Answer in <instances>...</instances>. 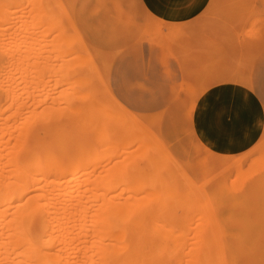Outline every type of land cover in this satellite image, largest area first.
<instances>
[{"label": "rangeland", "instance_id": "obj_1", "mask_svg": "<svg viewBox=\"0 0 264 264\" xmlns=\"http://www.w3.org/2000/svg\"><path fill=\"white\" fill-rule=\"evenodd\" d=\"M35 1L0 0V118L7 121L0 127L8 126L1 128L6 133L0 130V135L6 137L0 138L6 141L1 140L0 144L9 145L4 144L6 148L0 146L7 149V155H3L6 151L2 153L0 149V157L11 156L12 134L22 132L20 128L25 127V132L33 127L37 130L45 127V131L53 132V180H56V165L61 166L60 169H70L84 163L85 176L81 183L85 180H88L86 183L92 182L95 178L96 182L92 183L99 182L98 186L89 183L87 187L91 188L90 193L98 192L92 193L97 198L89 196L95 199V203L89 199V204H93L85 208L87 215L94 206L99 210L94 209L92 214L95 216V212H100L106 202L99 204V195L104 192L107 193L102 199L108 196L113 198L112 201H118L116 203L125 204L133 199L149 198L151 190L149 195L146 193L136 198V194L143 195L148 188L156 192L163 189V195H156H162L163 204H169L163 206L161 201L160 205L156 199L154 210L151 204L157 196L153 197L148 211H155L156 216L146 212L147 216L151 214L159 219L160 223L155 222L160 226L164 221L166 227L170 226L168 229L176 234L187 224L188 234L192 233L190 226L203 227V232H199L202 238L201 235H192V241L201 238L208 244H203L200 239L201 243L197 245L201 252L207 245V256L203 251L201 259L209 257L212 262L205 258L208 264L218 261L223 264H264V127L257 111L259 105V111L264 112V100H261L264 91V0H189L182 12L171 19L161 17L159 23L145 15L150 10L144 0H46L47 3L39 7ZM221 80L231 82L233 90L228 93L229 102L243 96L247 103V108L237 113L238 118L245 121L256 119L251 133L242 140L225 144L218 139H209L205 143L201 137L206 136L207 116L203 108L198 111L199 101ZM23 118L29 121L27 127L23 126ZM4 163L0 170L6 171L11 166L6 161ZM117 165L121 170L124 168L120 173L122 178ZM179 167L182 170L176 169ZM111 175L122 179L124 184L125 181L131 184L132 177L133 183L137 184L132 183V187L138 186L139 182L145 185L140 186L141 189L137 187L140 193L134 194L135 190L132 192L130 186L125 192L124 184L119 183V179L110 180ZM104 178L110 180V184ZM189 181L204 193L196 190ZM102 182L108 184L101 189L104 191L99 187ZM119 187L123 195L117 196L121 191ZM113 192L114 197L110 196ZM81 193H77L79 200L84 198ZM199 193L208 201L203 204L204 208L201 205L204 213L201 209L199 213L207 215L206 209L212 211L209 217L214 218L218 235H215L216 231L210 235L216 227L213 220L208 227V216L203 222V218L196 219L199 225L193 220L197 218L199 208L193 201L197 198L198 201L205 200L201 195L199 197ZM180 194L182 204L177 198ZM130 195L133 198H128ZM152 195H155L153 191ZM173 197L178 202L175 199L171 202ZM77 199L71 203L76 209V214L72 209L74 216L78 215L76 204H81L76 202ZM188 200L198 208L192 207ZM109 205L108 210L112 203ZM106 210L104 217L110 226L127 231L131 218L139 216L145 209L134 210L135 215L122 211L125 212L122 216L117 211L118 218ZM87 221L82 220L86 227ZM166 227L163 226L168 230ZM183 231V238L178 236L182 256L178 255L177 260L188 259L183 253L187 251L189 254L192 248L190 252L193 254L197 248L190 234H186L185 229ZM185 234L191 237L190 240ZM211 236L214 240L219 239L218 244ZM195 237L199 238L195 240ZM211 240L216 246H212ZM184 242L185 251L181 247ZM186 242H192L196 247L188 249L190 245ZM217 246L220 251L215 249ZM214 249L220 252V257L215 256L217 251ZM197 253L193 256L198 257L200 251ZM193 256H188L187 263L194 259ZM198 258L200 261V256ZM177 260L171 264H176Z\"/></svg>", "mask_w": 264, "mask_h": 264}, {"label": "bare ground", "instance_id": "obj_2", "mask_svg": "<svg viewBox=\"0 0 264 264\" xmlns=\"http://www.w3.org/2000/svg\"><path fill=\"white\" fill-rule=\"evenodd\" d=\"M45 2H46V0H42V1L36 0L34 2V4L37 7H39V6H41V4H44ZM14 114L12 113V115H14ZM45 117L47 118V116H45ZM45 117H44V119H46ZM24 118H26V117H24ZM28 118H29V121L31 122V120H30L31 118L30 117H28ZM1 120H3V119L0 118V126H1V123L3 122ZM7 120H8V118H7ZM24 121H25V119L22 122H24ZM27 121H28V119H26L23 126L24 125L26 126V124H29V121H28V123H27ZM5 122H7V121H4L3 123H5ZM10 122L8 123V125L11 124ZM17 125L18 124H16V126ZM19 125L21 126L20 123H19ZM7 127L8 126L0 127V130H1V128H7ZM15 127H14V129H15ZM17 128L19 129V127H16V129ZM24 128H20V129H22V132L19 130V134H18V132H16V134L15 133L12 134L11 132L13 131L12 130L13 127H11L12 131L10 130V133L12 134V138H13V139L12 138L11 139L14 142L11 140L13 142V145H11L12 154H11V156H9V158L8 157L6 158V156H3V155H7V151H6L7 149L3 150V148L5 147L4 146L5 143L2 142V144H0V146H4V147H0V149L2 150V153L4 151H6V153L4 152L5 154L3 153V155H2L3 159L0 157V165L5 164L4 161H6L8 164L9 163L11 164V165L9 164V166H11V167L6 168V171L4 169H3L4 171L0 170V264H171L175 260H177L176 258L178 257V255L182 256V254L180 253V250H182V249L180 248V243H179L181 241H179V240L183 238V237H181L182 236L181 234H183L184 229H185V232H186V228L188 230L189 224L186 225L188 227L184 226V228L181 227V224H180V227L183 229L180 228L181 230L180 231L178 230L177 234H176L175 231L168 229V228L171 229L170 226L166 227L164 221H163L164 225H162V226L158 225L160 223L159 219H156L155 217H154L155 218L154 219L152 216V215H155V213H154L155 211L153 213L148 211V208H150L151 199L153 197L157 196L156 193L162 194L161 191L163 189L161 190L159 188V190H161V191L157 190L158 192H156V190H152V189L148 188V189H146L147 191L145 190L146 192L143 191L144 193L142 195L140 193L141 192L140 186L143 187V185H145V184L142 185L143 182L141 183V185H140V182L138 183V186L140 187V189L137 188L138 186H136V187L133 186L134 187V189H133L131 184L133 183L134 179L132 180V177L130 179V181H132L131 184L127 181H125V184H124L123 183L124 181L123 182L121 181L122 179L120 180V178H116V179L120 180V181L117 180L119 183H121V184L123 183L124 185H126V186L123 185V187H125V189H124L125 192L127 190L126 187L130 186V187H132V192L135 190L133 192L134 194L140 193L139 195L136 194L137 195L136 198L138 196L139 197L145 196L146 193H147V195H149L150 190H151L150 196H152V197H150V196H149V198L146 197L147 199L145 197H141V198H145V199L137 198V199H133L130 203L124 204L121 202L116 203L118 201L114 202V200L112 201L113 198L109 199L108 196L106 197L108 199V201L106 198H105V200H106L105 201L104 198L102 199V195L104 193H107V192H104V193L102 192L103 194H101V196L99 195V198H101V203H99V204L103 205L106 202L105 203L106 206L105 205L101 206L100 212H95V216H94V214H92V212L95 211L94 209H96V211H98L99 207L94 206L95 208L94 207L91 208V210H92L91 214L89 212V214L87 215L86 211H84V210H86L88 207H90L93 204V202H91L89 204V202H90L89 199H91L89 196H91L92 193L95 192V191H93L94 186L92 187V189H93L92 190L93 192L91 191L92 193L89 192V190L91 188L88 189L87 187L90 186L89 183L90 184L92 182L95 183L96 178L94 179V181L92 180V182H89V183H86L88 180L87 181L85 180L84 182L87 185L83 184L84 183L83 181L81 183V179L83 180V177L85 176L84 175L85 166L83 163V165H75V166L71 167L70 169H64V168L60 169L61 166H58L59 167L58 168L56 165L57 169H55V174H54L55 175L54 177L56 178V180H53V132L51 133V132L45 131V129H44L45 127L43 129H39V130H37L34 127L33 128L29 127L30 128L29 131L24 132V130H25ZM2 130L5 131V129H2ZM5 133H6V131H5ZM2 134H4V133H2ZM14 134L16 135L15 137H13ZM6 136H7V134H6ZM3 137H5V136H1L0 138H3ZM4 139H6V137ZM1 140H3V139H0V143H1ZM3 141H5V140H3ZM12 142H11V144H12ZM5 145H6V147L9 146L8 144H5ZM8 154L10 155V153H8ZM100 155H101V153H100ZM96 156H93V157H96ZM4 157L6 158V160H4ZM129 166H131V165H129ZM117 167H119V165H117ZM122 167H124V166H122ZM92 169H94V168H92ZM176 169L179 170L181 168L179 167ZM247 169L248 168H246V170ZM178 170H176V171H178ZM86 171H88V170H86ZM119 171H120L119 174L122 173L124 171V168H123V170H121V168H120ZM136 172H138V170ZM178 173H179V171H178ZM178 173L176 172V174H178ZM214 175H217V174H214ZM243 175L245 176V174H243ZM88 176L89 175H87V177ZM90 176H91V174H90ZM95 176L96 175H94L92 177H95ZM119 176L121 177L122 175L120 174ZM124 176H125V174H124ZM149 176H150V174H148V177L147 176L146 177L149 179L150 178ZM246 176H248V175H246ZM100 177H101V175H100ZM114 177H112V175H111V177H108V178H110V180H111V178L115 179ZM181 177H182V175H181ZM211 178H213V177H211ZM182 179H183V177H182ZM229 179L231 180V178H229ZM89 180L91 181V179H89ZM104 180H105V178H104ZM110 180H105V181L109 182ZM159 180H160V177H159ZM159 180L157 179V182H159L158 184L161 183L160 182L161 180L160 181ZM186 180L188 181L189 179H186ZM205 180H203V181H205ZM187 181H186V183H187ZM106 182H104V183L102 182L103 184L101 183V186H99L100 190L105 188V186L108 187V184H110V182L109 183L107 182L108 184ZM112 182H115V181L113 180ZM94 183H92V184H94ZM98 183L94 184V185L98 186L99 185ZM126 183H128V184H126ZM189 183H190V181H189ZM133 184L137 185L135 182ZM190 184H192L194 186V188L196 187L195 184H193L192 182ZM203 184H201V187ZM239 184H241V183H239ZM103 185H104V187H103ZM114 185L115 184L113 183L112 186H114ZM117 185H118V183H117ZM97 186H95V187H97ZM146 186L149 187L148 184H146ZM240 186L238 185L239 188H240ZM185 187H186V185H185ZM236 187L237 186H235V188ZM161 188H163V187H161ZM120 189H121V191H119V194L117 196H119L120 193L122 192V188L119 187L118 190H120ZM195 189L198 190L199 189L198 186ZM79 191H80V193L82 192L80 195L82 197H84L82 200H79V196H78L79 194H77V193H79ZM101 191H104V190H101ZM109 191H110V189H109ZM130 191H131V189H130ZM152 191H153V193H155L154 196L152 195ZM200 191H202V190H200ZM186 192H188V191H186ZM202 192L204 193V191H202ZM87 193L89 195H87ZM168 193L169 192L167 191V194ZM74 194H77L75 196H78L77 197L78 199L75 196H73ZM94 194H98V192L93 193V195ZM171 194H172V191H171ZM181 194H180V197H179V195L178 196L176 195L177 198H179L178 199L179 203L182 202L180 200V198L182 197ZM61 195L63 197H61ZM93 195H92V197H93ZM113 195H115V193L110 195V196H113ZM121 195H123V194L121 193ZM127 195H129V194L127 193ZM131 195L128 196V198L129 197L131 198L132 196L135 197V195H132V196ZM162 195L158 194L159 202H158V196H157V198H153L154 200L152 199L153 202H152L151 206L154 205L153 206L154 210L156 207V204H154L155 203L154 201L156 199H157V203H159V204L162 201L163 206H165V205L167 206L169 204V202H165L163 204L164 198L162 200L160 199L163 197ZM200 195H201V193H199V197H200ZM95 196L93 198H97ZM124 196H126V195H124ZM183 196H184V194H183ZM204 196L201 195V198L203 199ZM73 198L77 199V201H76L77 203H81L80 205L76 204L78 207V208L76 207L77 211H78L77 216H74V214H73V212L74 213L76 212L75 211L76 209L74 210L75 206H72V204H71L75 200V199L73 200ZM121 198H122V196H121ZM128 198H127V200H128ZM175 198L176 197H173V199H171V202ZM195 198H197V197L195 196ZM204 198H205V200H200L203 202L198 201V198L195 199L196 201L192 200L194 203L197 202V204L199 206V208L196 206L198 208V213L202 210L201 205L204 208L203 204L208 203V201H206L207 198L206 197H204ZM176 199L174 201H177ZM183 199H185V197ZM92 200L93 199H91V201ZM127 200H125V201L127 202ZM190 201L191 200H188L187 202L190 203ZM102 202H104V203H102ZM109 202H110V204L112 203V205L114 206L113 207L111 205V207H112L111 209H113L114 212L111 211V209L108 210L110 208ZM113 202L116 203V205ZM177 202H176V204H177ZM94 203H95V201H94ZM94 205H97V203ZM190 205H192V207L195 206V204L193 206L192 203H190ZM108 206H109V208H108ZM175 206L178 207V205H175ZM208 206H207V208H208ZM138 207H140V208L143 207V209H145V210L139 216L131 218V221L128 224L129 229L127 231L119 230L117 228H113L112 226H110V223H108L104 217L105 208H107V210L110 211L111 213H114V215H116L118 212H121V215L120 214L119 215L122 216V213L125 214L126 211H128L129 214H131V215H133V214L135 215L136 213L134 212V210H136V209L139 210L140 208H138ZM196 207H194V208L196 209ZM72 209L74 210L73 212H72ZM138 210L136 212H138ZM89 211H90V209H89ZM122 211H125V212H122ZM161 211H159V213ZM177 211H179V210H177ZM146 212L151 213L152 215L148 214V216H147ZM179 212L181 213V211H179ZM202 212H203V210H202ZM202 212H201V214L197 213V215H196L197 218H195L193 220H195V222L197 223L196 219H198L200 221L203 218L202 219V222H203L204 218L208 216L206 218V223H207V219L209 218L208 220L210 222H208V225H209V223L212 224L211 222L214 218H212V216H210L212 218L210 220V217H209L210 213L213 214L212 211L208 212V210L206 209L205 212H207L206 213L207 215H203ZM87 213H88V211H87ZM161 213L163 214L164 212H161ZM85 214L90 219L85 218L86 216L83 217ZM162 214H160V215L165 217ZM150 215H151V217H150L151 220L154 221L152 223L156 224L155 226L151 225L152 223L150 222L151 221L150 219H149L150 221L148 220ZM187 215H189V214L187 213ZM199 215H201L203 217L200 216V219H199ZM76 217H78V218H76ZM190 217H188V220ZM220 217L221 216H219V220H220ZM95 218H97V219L95 220ZM117 218H118V216H117ZM123 218H126V217H124V215H123ZM76 219L79 220L80 223L77 224ZM81 219L84 220V223H85V220H89L90 223L88 221H87L88 223H86L87 227L85 226L84 223H82ZM93 219L96 222L93 221ZM155 220L156 221L158 220L159 223L155 222ZM166 220H168V219H166ZM191 220H190V222H191ZM91 221L93 224L91 223ZM168 222L170 223V221H168ZM195 222H194V224H196ZM213 222H214V220H213ZM197 224L199 225V223H197ZM202 224H201V226H202ZM205 224H203V225H205ZM88 225L90 227L92 225L93 228L92 229L88 228L89 227ZM190 225H192V224L190 223ZM214 225L216 227L215 230L213 229L214 227L208 228L209 230L213 229L210 232V235H211V233H213V231L215 232L217 229L216 223ZM163 226L166 227L168 230L164 229ZM193 226H195V225H193ZM190 227L192 228V229H190L192 231V233L191 234L189 233L191 237H192V235H195V236L201 235L200 237L202 238V234H200V233L203 232V231H201V229L202 230L204 229L203 227H199L200 230L197 229L198 227L197 228H195V227L193 228L192 226H190ZM208 227H211V226L209 225ZM88 229H90V231H88ZM196 229L198 230V232H197L198 234H196V231H195ZM217 231H216V233H217ZM187 232H189V231H187ZM187 232H186V234H188ZM205 233L206 232H204V234ZM221 233H223V232H221ZM186 234H185V236L189 235V234L188 235H186ZM215 235H218V233ZM178 236H179V238L180 237L181 238L179 239ZM190 236H188L189 240L191 238ZM192 238H191V241L194 240V238L193 239ZM196 238H199V237H195V240H196ZM200 239H197L198 241H196V242L192 241L193 244H196V246L197 245L199 246L200 243L201 242L203 243V241L205 240V239L204 240L201 239L202 241L199 242ZM189 240L187 239V242H190ZM212 240L213 241L216 240L215 242H217L219 239L216 238L214 240V237H212ZM213 241H212V243H213L212 246L213 245L216 246V244H218V242H219L218 241L215 244ZM192 242L189 244L188 243L186 244V245H190V246H187V248L194 246V245H192ZM198 242H199V244H197ZM204 243L207 244V242H204ZM184 244H185V242L183 243V245H181V247L182 246L185 247ZM207 245H205V246H207ZM196 246H194L193 248H195ZM198 246H197V248H198ZM205 246L203 247L204 249L202 250V252H201L200 248H198V249L196 248L198 251H200V253H199L200 261L198 260L199 256L196 257L198 255V253H197L198 251L196 249L195 250L197 252L195 250H193V254L194 253L196 254V256H193V254L191 253L192 248L191 249L188 248L191 251V252L189 251V254L191 253V256H193L195 259V260L192 259L190 261V262H192L191 264H193L194 261H195L194 264H208L206 259L207 258L209 259V257H207V258L205 257L206 258V259L204 258L205 260L201 259L202 255H203L202 254L203 251L205 252V255L207 256V254H206L207 249L205 248ZM216 248H218V246L215 247V249ZM185 249H186V247H185ZM185 249L183 251H185ZM215 249H214V252L217 251L215 253L216 254L215 256L218 255V257H220V252H218V250L220 251V248H218V250H215ZM221 249H222V247H221ZM185 252H186V254H184ZM185 252L183 253V257H186L188 259L185 260V258H182V257L181 258L183 260H185V261H183V263L186 262V264H189L190 262L189 263H187V262L189 261V257H191V256L187 253V251H185ZM221 258H222V256H221ZM182 259L180 260V258H179L177 260L176 264L181 263L179 261H182ZM218 259L221 261L220 258H218ZM218 259H216V261ZM209 261H211V260L209 259ZM218 262H216L215 264H217ZM183 263H181V264H183ZM221 263L223 264V262H221ZM221 263L219 262L218 264H221Z\"/></svg>", "mask_w": 264, "mask_h": 264}, {"label": "snow or ice", "instance_id": "obj_3", "mask_svg": "<svg viewBox=\"0 0 264 264\" xmlns=\"http://www.w3.org/2000/svg\"><path fill=\"white\" fill-rule=\"evenodd\" d=\"M144 2L148 3V0H144ZM188 3L189 0H151V3L148 4L150 11L145 12V15L150 19L154 18L155 22L159 23L161 17L174 18L185 9ZM160 26L166 27L165 25ZM232 90L231 82L221 80L217 81L216 86L209 88L201 97L198 111L203 108L204 114L207 116L204 127L206 136L201 137L205 143L209 139H218L228 144L242 140L251 133L252 124L256 118L253 117L250 121L238 118L237 113L243 112L247 108V103L243 96L229 102L224 94L230 93ZM244 90L248 91L246 88ZM217 93L221 94L219 98H217ZM261 100H264V91L261 93ZM257 111L260 124L264 127V112L259 111V105H257Z\"/></svg>", "mask_w": 264, "mask_h": 264}, {"label": "crops", "instance_id": "obj_4", "mask_svg": "<svg viewBox=\"0 0 264 264\" xmlns=\"http://www.w3.org/2000/svg\"><path fill=\"white\" fill-rule=\"evenodd\" d=\"M145 3V2H144ZM149 3H151V0H148V3H145V5L148 7V4ZM224 95H226L227 96V98H228V93H226V94H224ZM221 96V94L220 93H217V98H219Z\"/></svg>", "mask_w": 264, "mask_h": 264}]
</instances>
